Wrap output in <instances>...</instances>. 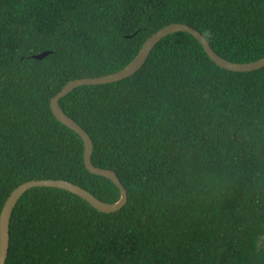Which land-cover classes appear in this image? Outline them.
I'll use <instances>...</instances> for the list:
<instances>
[{
	"label": "trees",
	"instance_id": "trees-1",
	"mask_svg": "<svg viewBox=\"0 0 264 264\" xmlns=\"http://www.w3.org/2000/svg\"><path fill=\"white\" fill-rule=\"evenodd\" d=\"M173 22L229 61L264 55V0H0V210L31 179L120 198L85 167L81 137L49 101L71 79L121 69ZM58 103L127 201L105 213L68 190L30 187L12 210L5 264H264V66L227 70L175 31L134 74Z\"/></svg>",
	"mask_w": 264,
	"mask_h": 264
},
{
	"label": "water",
	"instance_id": "water-1",
	"mask_svg": "<svg viewBox=\"0 0 264 264\" xmlns=\"http://www.w3.org/2000/svg\"><path fill=\"white\" fill-rule=\"evenodd\" d=\"M175 31H185L191 34L192 36H194L198 40V42L202 45L208 57L213 62H215V64L227 70L251 71L264 66V55L259 59L250 62L239 63V62L229 61L223 58L222 56L218 55L213 50V48L211 47L205 36L202 35L198 30L194 29L193 27L189 26L186 23L173 22L164 25L163 27L159 28L151 35H149L141 45L139 51L134 56V58L121 69L100 76L74 78L67 81L62 86V88L54 96L50 98L49 101L50 109L54 114V116L56 117V119H58L60 122H62L69 128L73 129L81 137L84 144L83 162L85 167L88 169V171L94 174L104 175L108 177L119 188L120 198L116 202H112V203L105 202L94 196L87 189L73 182L61 178L31 179L17 185L9 193L0 210V264H5V260L8 252L9 224H10L12 210L20 195L30 187L51 186V187H57L68 190L85 199L97 210L105 213L114 212L120 209L126 203L127 192L124 186L122 185L121 181L119 180L117 174L115 173V171L109 168H101L92 164L90 160V155L92 151V140L90 136L75 120H73L63 111L58 101L61 97L65 96L68 92H70L72 89H74L77 86L84 84H101V83L114 82L134 74L143 65V63L147 59L149 53L151 52L155 44L167 34ZM46 54L47 51H44L38 54H34L33 57L40 59Z\"/></svg>",
	"mask_w": 264,
	"mask_h": 264
},
{
	"label": "rangeland",
	"instance_id": "rangeland-1",
	"mask_svg": "<svg viewBox=\"0 0 264 264\" xmlns=\"http://www.w3.org/2000/svg\"><path fill=\"white\" fill-rule=\"evenodd\" d=\"M263 243H264V239H263Z\"/></svg>",
	"mask_w": 264,
	"mask_h": 264
}]
</instances>
